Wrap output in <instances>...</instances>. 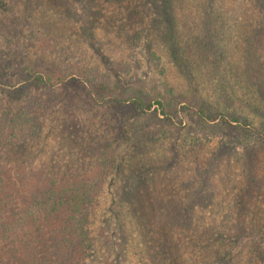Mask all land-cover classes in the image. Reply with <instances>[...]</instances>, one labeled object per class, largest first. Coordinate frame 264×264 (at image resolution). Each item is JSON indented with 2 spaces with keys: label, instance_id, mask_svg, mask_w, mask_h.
<instances>
[{
  "label": "rangeland",
  "instance_id": "obj_1",
  "mask_svg": "<svg viewBox=\"0 0 264 264\" xmlns=\"http://www.w3.org/2000/svg\"><path fill=\"white\" fill-rule=\"evenodd\" d=\"M3 1L5 6L0 9V114L9 109L11 103L22 109L34 107V111H39L37 117L43 132L40 139L18 142L0 158V195L14 196L19 204L25 199L28 203L21 210L31 212L30 216H25V221H12L14 226L8 234L9 239L3 244L0 240V248L15 249L21 242H32L37 234L45 239L50 236L46 231L55 230L57 224L44 220L42 211L32 206L35 204L29 199L35 189L38 186L58 189L53 183L56 178L79 180L95 176L99 165L97 149L101 147L99 150L103 152L105 144L122 137L120 119L129 118L119 107L93 102L77 92L79 90L41 88L31 90L25 100L12 96L13 89H20L31 74L61 72L69 79H81L92 88L104 86L103 95L106 96L147 84L154 87L158 81L161 93L171 87V99L182 94L187 99L176 108L179 110L178 117H174L177 128L163 125L160 113L157 117L149 114L132 120L129 138L114 146L117 162L113 168L108 166L114 172L102 182L90 217L89 228L93 234L86 264H148L142 258L146 249L136 240L143 236L148 241V233L143 235L139 229L136 235L132 233L128 225L131 215L126 214L132 199L137 197L145 203L154 201L168 209L170 212H160L161 219L177 209L180 211L176 213L187 217L181 208L191 209V229L176 231L180 235L176 241L187 253L184 260L192 253L205 260V255L219 247L221 254L231 252L233 264H250L254 253L248 237L237 239L224 234L217 242L201 244L200 232L203 235L210 227H221L222 221L245 219V214L246 219L253 212L258 217L264 216V189L261 195L247 199V205L236 212L226 207L231 201H239L241 188L248 186L240 171L247 150L255 145L257 138L252 132L228 137L217 128H200L197 119L188 114L189 109L182 111L187 104L200 105V92L197 96L188 92V85L167 63V56L158 49L147 29L140 41H126L124 36L125 33L133 35L138 29L134 27L132 31L125 26L130 24L131 20L126 19L133 5H142L146 0ZM153 49L165 58L160 69L150 60ZM195 80L192 88L200 82ZM210 95L213 96L209 92ZM208 98L207 101L215 103L214 96ZM46 107L50 110H41ZM68 118L82 121L81 137L91 141V136H95L88 144L89 149L81 139L62 138V121ZM113 160L114 155L110 161ZM202 198L214 205L201 207ZM3 200L7 204L4 209H8L9 200ZM249 201H252L250 207ZM135 212L138 217L142 214ZM119 224L127 225L124 233ZM2 229L3 226L0 231ZM226 231L221 228L219 232ZM246 231L250 236L251 230L247 228ZM261 231L257 241L264 248V230ZM164 235L161 234L159 241H164ZM208 235H212L213 240V232L209 231ZM201 260L196 258V264ZM254 262H260L257 256Z\"/></svg>",
  "mask_w": 264,
  "mask_h": 264
},
{
  "label": "trees",
  "instance_id": "obj_2",
  "mask_svg": "<svg viewBox=\"0 0 264 264\" xmlns=\"http://www.w3.org/2000/svg\"><path fill=\"white\" fill-rule=\"evenodd\" d=\"M4 6V1L0 0V9ZM133 6L135 7L126 19L131 20L130 24L126 23L125 26L132 28V31L134 27L138 29L133 35L125 33L126 41H140L144 32H151L152 40L163 55L167 56V63L173 66L178 77L188 85V92L194 93V96L200 92V105L187 104L182 107V111L189 109L188 114L197 119L200 128H217L228 137L238 136L240 132L241 135L243 132H252L256 136L255 145L247 150L240 171L248 186L241 188L239 201H231L232 203L226 205L227 209L230 207L236 212L247 205V199L261 195L264 189V0H146L142 5ZM190 55L192 57H189ZM162 56L152 50L150 60L155 63L156 69L162 68L160 66L165 60ZM195 79L200 82L192 88ZM22 84L20 89H13L12 92V96L19 100L30 96L31 90L41 88L47 91L57 88L79 90L77 92L93 102L119 107L122 114L129 116L123 121L120 119L122 137L105 144L103 152L99 150L101 147L97 149L99 165L95 176L79 180L56 178L53 183L58 189L38 186L31 195L29 200L31 204H35L32 206L42 211L44 220L57 224L55 230L46 231L50 236L45 239L37 234L32 242H21L15 249L9 247L5 251L3 247L0 248V264H86L93 234L89 228L90 217L102 182L114 172L112 168L117 162L114 146L129 138L132 120L144 118L149 114L157 117L160 113L163 119L159 120L163 125L177 128L174 117H178L179 110L176 108L187 99L184 94L171 99V87L166 89V93H161V83L158 81L154 87L147 84L120 92L118 95L113 93L106 96L103 95L106 90L104 86L92 88L81 79H69L61 72L31 74ZM204 91L207 92L203 93ZM209 92L214 96L215 103L207 101L208 97H213L209 96ZM48 108L41 110L49 111ZM38 112L34 111V107L22 109L19 105L11 103L9 109L0 114V158L7 150L15 148L18 142L40 139L43 129L37 117ZM81 128L82 121L64 119L60 134L62 138L66 137L70 141L83 140L89 149L88 144L95 140V136L89 135V131L91 141L81 137ZM112 155L114 160L110 161ZM260 169L263 171L259 172ZM137 196L139 194L135 197ZM203 198L199 201L201 207L214 205ZM3 199L9 200L8 209H4L7 204ZM249 202L250 207L252 201ZM25 203H28L25 199L19 204L14 196L9 198V195H0L2 244L9 239L8 234H11L14 220L21 222L25 221L26 215L30 216L29 210H21ZM135 210L142 213L141 218L136 216ZM181 210L183 215L188 216L176 213L180 211L177 209L171 212L172 215L161 219L160 212H170L168 209L154 201L145 203L139 197L134 201L132 199L130 209L126 212L131 215L128 225L135 235L138 229L143 235L144 232L148 233V241L143 236H139V239L134 237L139 243H143L146 250L142 258H145L148 264H196V258L201 260V257L194 253L183 259L187 253L176 241V237L180 236L176 231H189L192 227V217L189 207ZM253 213L249 219H246V214L243 213L245 219L240 217L239 220L235 219V222L222 221L221 227H210L203 235L200 232V243L217 242V238L223 239L224 234L232 235L226 237L237 239L248 237L254 253V258L251 257L249 263L264 264V248L259 246L257 241L261 230H264V216L258 217L257 213ZM119 218L121 219L120 216ZM119 227L122 233L127 229L126 224H119ZM221 228L228 231L219 232ZM247 228L252 232L250 236L247 235ZM209 231L214 234L213 240L210 238L212 235H208ZM255 232H258V235ZM163 233L164 241H159ZM124 244L128 245L125 242ZM230 255L231 252L221 254L217 247L201 261L204 264H233V256ZM255 256L259 263L254 262ZM213 258L214 261L211 262Z\"/></svg>",
  "mask_w": 264,
  "mask_h": 264
}]
</instances>
